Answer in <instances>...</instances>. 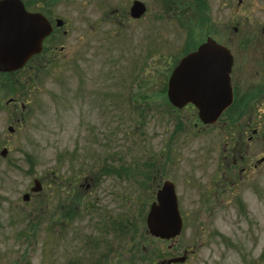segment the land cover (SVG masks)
I'll return each instance as SVG.
<instances>
[{"label":"rangeland","instance_id":"374dc122","mask_svg":"<svg viewBox=\"0 0 264 264\" xmlns=\"http://www.w3.org/2000/svg\"><path fill=\"white\" fill-rule=\"evenodd\" d=\"M138 1L140 17L133 0H24L63 21L65 57L49 75L0 73V264H264V160L251 184L222 188L236 125L201 129L166 98L203 30L167 0ZM166 179L182 228L164 240L145 215Z\"/></svg>","mask_w":264,"mask_h":264},{"label":"flooded vegetation","instance_id":"af4514ba","mask_svg":"<svg viewBox=\"0 0 264 264\" xmlns=\"http://www.w3.org/2000/svg\"><path fill=\"white\" fill-rule=\"evenodd\" d=\"M167 3L168 9L183 14L186 12L183 22L203 30V35L196 40V45L191 51L196 50L206 40L213 44L214 50L206 54L208 60L202 62L211 74L217 76V91L212 97L213 100L222 95L226 99L228 94L230 96L228 106L212 124H203L194 106L188 104L195 109L196 120L202 124L201 129L215 127L217 124H233L237 127L239 142L229 148L228 154H221V158L227 161L226 170L218 171H221L219 178L222 188L225 185L228 188L238 186L243 181L251 184L257 179L264 160L263 156L256 157V152H250L251 149L257 148L256 142L260 137L264 139V134L260 136V129L264 133V0H177L175 4L167 0ZM39 10L40 7L36 4L30 11ZM42 12L50 24L51 31L42 39L39 51L22 67L34 71L35 76L55 72L59 59L65 57L58 55L63 54L65 46H56L59 42L56 31L62 25L56 26L57 18ZM62 33L64 34L65 30H62ZM21 106L23 107L22 103ZM250 124L261 126L260 129L253 126L246 132ZM242 134L245 136L244 148L241 147ZM222 150L225 151L226 147ZM54 172H51L53 178L56 177ZM63 207L64 203L60 202L58 208ZM65 210L64 208L63 211Z\"/></svg>","mask_w":264,"mask_h":264},{"label":"water","instance_id":"95a60500","mask_svg":"<svg viewBox=\"0 0 264 264\" xmlns=\"http://www.w3.org/2000/svg\"><path fill=\"white\" fill-rule=\"evenodd\" d=\"M143 11L144 5L134 0L129 15L139 17ZM49 32L50 25L41 13L26 11L21 0H0V72L21 68L32 54L38 52L42 38ZM212 50L213 44L206 40L195 51L184 55L171 71L166 86L169 103L177 108L193 104L198 118L204 124L213 123L230 101L229 94L228 99L223 98L221 91L220 98H212L217 91V76L202 64L208 60L206 54ZM5 153L6 149L0 151L1 156ZM39 189L40 184L33 180L31 190L35 192ZM27 198V194L22 195L23 200ZM145 226L146 232L158 239H173L180 233L182 220L172 181L166 179L156 189L154 200L145 215ZM184 259L183 253L165 260L164 264L183 262Z\"/></svg>","mask_w":264,"mask_h":264}]
</instances>
